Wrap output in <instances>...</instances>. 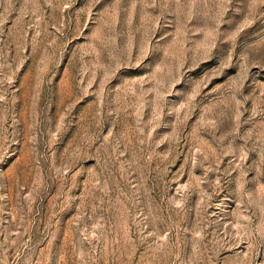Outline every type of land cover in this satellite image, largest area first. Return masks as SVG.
Masks as SVG:
<instances>
[{"label": "rangeland", "instance_id": "rangeland-1", "mask_svg": "<svg viewBox=\"0 0 264 264\" xmlns=\"http://www.w3.org/2000/svg\"><path fill=\"white\" fill-rule=\"evenodd\" d=\"M0 264H264V0H0Z\"/></svg>", "mask_w": 264, "mask_h": 264}]
</instances>
